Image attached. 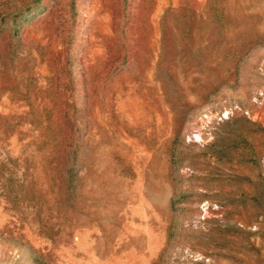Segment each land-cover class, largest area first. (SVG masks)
<instances>
[{
	"label": "rangeland",
	"instance_id": "1",
	"mask_svg": "<svg viewBox=\"0 0 264 264\" xmlns=\"http://www.w3.org/2000/svg\"><path fill=\"white\" fill-rule=\"evenodd\" d=\"M0 264H264V0H0Z\"/></svg>",
	"mask_w": 264,
	"mask_h": 264
}]
</instances>
